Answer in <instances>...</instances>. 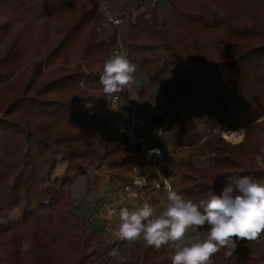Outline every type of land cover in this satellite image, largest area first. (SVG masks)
Returning <instances> with one entry per match:
<instances>
[{"label": "trees", "instance_id": "1", "mask_svg": "<svg viewBox=\"0 0 264 264\" xmlns=\"http://www.w3.org/2000/svg\"><path fill=\"white\" fill-rule=\"evenodd\" d=\"M166 1L170 19L156 5L146 8L128 20L122 37L129 60L147 78L138 95L165 87L163 112L151 115L162 131L170 130L165 146L192 148L175 170L163 166L161 173L177 175L184 198L197 204L221 195L228 173L264 182V0ZM97 27V7L89 0H0V264H93L101 258L97 242L78 216L67 219L71 187L87 175L85 161L96 171L105 165L113 198L127 180L124 168L146 165L140 147L122 133H106L101 150L90 140L93 130L121 126L124 117L122 110L103 109L109 100L99 82L118 29L101 38ZM193 64L207 68L186 108L179 99L194 88ZM194 116L219 130L246 127L245 138L232 144L219 133L202 134ZM202 157L210 163L196 166ZM145 174L150 185L158 178ZM155 192L149 188L137 201L156 207ZM20 203V221H3ZM199 231L207 235V225ZM23 239L26 250L19 248ZM133 247L134 263L172 264L171 246L156 250L143 241ZM228 252L221 248L212 264H264L248 240Z\"/></svg>", "mask_w": 264, "mask_h": 264}, {"label": "clouds", "instance_id": "2", "mask_svg": "<svg viewBox=\"0 0 264 264\" xmlns=\"http://www.w3.org/2000/svg\"><path fill=\"white\" fill-rule=\"evenodd\" d=\"M136 65L126 55L113 54L104 62L99 82L109 101L125 88L135 84ZM246 129L226 132L225 139L242 142ZM230 183L221 195L210 196L194 203L166 185V210L156 215L152 206L144 203L136 211L109 207V217L118 214V223L109 231L126 241L142 239L146 245L159 250L171 246L172 264H212L211 257L221 248L230 255L239 240H255L264 233V182L249 176L228 173ZM234 185V186H233ZM207 225L203 239L199 231ZM189 228L197 229L189 238Z\"/></svg>", "mask_w": 264, "mask_h": 264}, {"label": "rangeland", "instance_id": "3", "mask_svg": "<svg viewBox=\"0 0 264 264\" xmlns=\"http://www.w3.org/2000/svg\"><path fill=\"white\" fill-rule=\"evenodd\" d=\"M117 10L126 11L129 6L132 5L136 0H108ZM153 0H144L141 4L143 5L142 10L148 8H152L155 5L157 6L158 10L162 13H165L167 17L170 19V8L169 4L166 0H159L158 3L153 2L152 5L150 3ZM91 4H94L95 2L93 0H89ZM128 7V8H127ZM131 18H124V21L117 30L119 32L120 37H123L125 32L128 29V20ZM103 19H101L98 16V25L100 26V22H102ZM35 29L33 30V33L38 31L39 24L37 23L36 26H34ZM35 31V32H34ZM97 31L99 32L100 37L105 38L107 37L112 31L113 28L108 26H100L97 27ZM35 49L31 50V52H34ZM216 56V55H215ZM214 56V57H215ZM190 72L195 77V85L194 88L188 93L183 94L179 102L183 103L186 108H189L192 104L189 101V98L197 95L200 93L201 90V83H202V77L203 74L207 68L205 64H193L188 66ZM135 74L139 78V84L138 87L133 91V101H137L139 104L138 112L140 114L148 112L145 116L147 119V125L143 128V135L145 136L146 141H150L153 143H156L158 145H161L162 147L165 146L166 142V134H164L165 131H162L160 128V123L155 122L153 123L151 121V115L152 114H161L163 112L162 104L166 103L168 100V96L165 93V87L163 85H157L151 88L146 94L142 95L141 97L138 95V90L141 87H144V85L147 83V78L143 72L142 69L139 67H136ZM152 107V108H151ZM151 108V109H150ZM107 111L112 110V108L107 105L106 108H103ZM150 109V110H149ZM1 116V114H0ZM196 121V129L202 133V134H211L212 136H217L219 133V129L221 127L218 126H212L211 123H201L199 119L194 116ZM261 119H264V115L261 117ZM243 128L246 129V127H238L235 129H231L229 132H234V130ZM168 133L170 130L167 131ZM106 133H110L112 135L121 136V126L118 124L117 126L115 124H112L109 126L106 130H93L90 134V140L93 142L94 146L101 150L102 141L104 139V135ZM227 141L231 142L232 144L238 143L234 142L232 139H226ZM166 147V148H165ZM165 150H163L165 153L164 157L159 159L157 161V166L163 167L166 166L172 170H175L177 161L180 159L182 155L189 149H192L189 146H183L180 147L179 144L176 142L172 145L165 146ZM196 166H203L208 165L210 163V160L207 157H202V159H194ZM88 167V173L86 176H81L77 179V182L74 187H71L72 195H73V206L70 209V212L67 214L68 221H71L74 216H78L86 225L87 231L86 235L88 234L90 237V241H95L98 244V250L101 253L100 260H106L108 259L111 261V264H138L134 263L130 260L129 255L134 250L133 245L137 244L140 245L143 243V240H135V241H126L124 240L121 243H118L114 246L111 245H105V241L103 237H101V234L99 232V226L97 223V220L95 221H89L88 217L90 214L95 211V209L101 205L102 203L109 201L112 198V191H111V181L110 178L105 171V165H102L100 169L97 171L95 170V164H88L86 161L84 163ZM65 164L60 163L58 167L56 168V173L59 174L63 171ZM129 167L124 168V173L126 172V169ZM143 171L148 172L150 171V166L145 165L142 167ZM173 180V183L175 185V191L183 195L182 188L179 187L176 182L179 179V177L176 175L174 177H171ZM156 197L159 199V205L156 207H153L154 212L156 215L162 214L167 207L168 201H167V194L162 191H156L155 192ZM145 203L144 199H140L137 202L131 203L126 208L129 209V211H136L139 208L143 206ZM125 208V207H124ZM23 209V203L18 204L17 206L10 209L3 217V221H12V222H19L21 219ZM119 217L117 215V221ZM21 227V226H20ZM202 239L206 237V234L202 231ZM249 244L252 245L257 251L262 252L264 256V233L261 234V236L255 240H248ZM108 244V243H107ZM29 241L28 240H21L19 243V248L21 250H26L29 248ZM99 259L96 260L93 264H97L99 262ZM264 259V258H263ZM101 263V262H100ZM99 263V264H100Z\"/></svg>", "mask_w": 264, "mask_h": 264}, {"label": "built area", "instance_id": "4", "mask_svg": "<svg viewBox=\"0 0 264 264\" xmlns=\"http://www.w3.org/2000/svg\"><path fill=\"white\" fill-rule=\"evenodd\" d=\"M93 1L97 7L98 16L103 19V21L100 22V26H108L111 28H117L118 30L121 27L124 18L128 17L133 19L137 12L141 11L143 8V5L139 3L135 7H129L126 11H121L117 10L108 0ZM153 2H156V0H153L150 5H152ZM127 52L128 50L122 42V37H120L119 32H117V42L111 50V56L113 54H123L128 57ZM133 75L135 77V84L132 86L131 90L125 88L122 92L114 94L115 99L109 101L108 105L114 110H122L124 112L123 121L121 123L122 134L125 136L128 143L135 144L140 147L142 160L146 162V165L150 166V171H153L158 178L150 185L147 175L143 171L142 167L135 164L127 168L125 172L127 180L119 185L114 197L111 200L99 205L95 211L89 215V221L97 220L101 237H103L105 245L110 247L111 245L114 246L124 240L115 235L114 232L108 230L110 227L114 228L118 223V214L112 217L108 216L107 210L109 207L116 208L118 213L120 208L136 202L137 199L149 188L155 191H162L166 194V185H171L172 189H175V185L171 177L164 176L160 171L161 167L157 166V161L163 158L166 152H164L159 145L148 144L145 136L143 135V128L147 125L145 115L148 112L140 114L138 112V102L136 100L133 101V91L139 84V78L135 73ZM226 132L229 131L219 130L220 136L224 139V134ZM100 264H111V261L108 259L102 260Z\"/></svg>", "mask_w": 264, "mask_h": 264}, {"label": "crops", "instance_id": "5", "mask_svg": "<svg viewBox=\"0 0 264 264\" xmlns=\"http://www.w3.org/2000/svg\"><path fill=\"white\" fill-rule=\"evenodd\" d=\"M164 134H166V138H167V136H168L169 133H168L167 131H165ZM146 142H147V141H146ZM147 143L150 144V145H158V144L153 143V142H150V141H148ZM181 147H183V146H181ZM190 150H191V149H189L188 151H186V152L184 153V155H182L181 157H185V156L187 155V153H188ZM181 157H180V158H181ZM158 205H159V204H158ZM194 230H196V229L189 228L188 231H187V233H186V237H185V238H186V239L189 238L190 235H191V233H192Z\"/></svg>", "mask_w": 264, "mask_h": 264}]
</instances>
